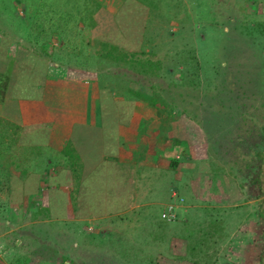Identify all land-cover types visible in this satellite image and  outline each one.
Wrapping results in <instances>:
<instances>
[{"label":"rangeland","instance_id":"obj_1","mask_svg":"<svg viewBox=\"0 0 264 264\" xmlns=\"http://www.w3.org/2000/svg\"><path fill=\"white\" fill-rule=\"evenodd\" d=\"M90 2L0 0V38L11 34L13 43L52 51L64 64L92 61L118 102L135 101L129 88L158 92L164 116L179 118L178 132L180 125H195L196 141H181L177 169L141 172L142 180L133 181L131 208L90 218L87 227H41L44 246L34 228L21 226L30 221L31 208H20L23 234L9 245L15 264L25 257V264H264V0H146L147 18L127 13L115 19L101 11L93 34L80 27L92 21L87 14L96 3ZM47 22L65 34H45ZM111 44L123 50L117 54L124 61L108 55ZM148 60L160 65L138 83L141 70L134 65ZM198 132L204 140L197 141ZM25 149L16 153L22 166ZM183 171L186 179H177ZM26 184L30 188L31 180ZM173 190L185 202L177 220L162 221ZM59 237L61 254L50 249ZM35 252L46 258H31Z\"/></svg>","mask_w":264,"mask_h":264},{"label":"crops","instance_id":"obj_2","mask_svg":"<svg viewBox=\"0 0 264 264\" xmlns=\"http://www.w3.org/2000/svg\"><path fill=\"white\" fill-rule=\"evenodd\" d=\"M90 1L96 3V9L92 7L87 14L92 21L80 22V27H88L86 33H98L101 11L115 19L127 13L147 18L145 15L150 11L146 0ZM48 15L46 12L45 17ZM52 24H43L42 31L48 35L65 34ZM143 31L140 28V34ZM13 46L17 49V43H12L9 49ZM16 49L8 54L14 57ZM33 50L39 60L33 61L28 75L20 77L0 99V120L9 122L0 125V147H6L4 153L0 151V264L16 263L9 245L17 231L20 234L19 227L34 228L38 242L42 241L37 231L41 227L62 228L71 222L87 227L90 218L105 217L113 209L131 208V197L136 192L133 181L142 180L143 170L151 168L157 172L164 166L177 169L181 165L171 166L180 157L173 133L169 132L171 143L166 142L167 134L163 133L166 131L143 102L123 111L101 106L100 71L92 61L86 67H78L57 61L52 51L48 54L44 48ZM23 81L31 83V94H21L19 83ZM122 113L129 116L112 121L103 117ZM22 146L27 148V166H22L16 157ZM180 175L183 177L178 175L177 179H186L184 171ZM99 177L105 178L103 205L93 206L89 199L82 198L86 194L84 182ZM27 179L31 180L30 188ZM80 186V198L75 203L72 196ZM26 207L28 212L31 208L30 221L18 224L17 221L21 222L18 211ZM93 210L104 213L94 216ZM54 243L60 244L57 252L59 249L62 252V239L59 237ZM41 254L31 258H46Z\"/></svg>","mask_w":264,"mask_h":264},{"label":"trees","instance_id":"obj_3","mask_svg":"<svg viewBox=\"0 0 264 264\" xmlns=\"http://www.w3.org/2000/svg\"><path fill=\"white\" fill-rule=\"evenodd\" d=\"M31 34H34L31 32ZM145 34V33H144ZM14 42L13 37L11 36V34L9 36H6L5 34H1V38H0V99H3L4 96L7 94V92L10 91L11 86H13L14 84H16V82L19 80L20 77H24L27 76L29 71L31 70V63L33 61H37L39 60V56L34 52L33 48L30 46H28V44H26L24 41L18 40L17 42V49H16V53L14 57H11L8 54L9 51V47L11 46V44ZM103 45H109L108 42L106 41H102ZM43 47V46H42ZM109 51H108V55L112 56L114 58L117 59H121L120 57H123V53L121 52L120 54H117L121 50L117 45H112L109 46ZM49 54V52H46ZM119 57V58H118ZM41 60V59H40ZM124 61V60H122ZM137 64V63H136ZM87 64H85L86 67ZM156 65H160L159 61H155V60H148V62L142 63V62H138L137 65L134 66H139L141 72H138L135 76L136 80L138 83H141L143 77H148L149 73L153 72L154 68L153 66ZM100 78H101V71H100ZM19 84H22L21 87V94L25 95V94H31L32 91V87H31V83L29 81H23L20 82ZM101 91H102V97H101V106L103 107H114L117 108L119 110H126L129 108H133L134 106V102L135 101H140L143 102L145 105H147V107H149V109L151 111H153L155 118L159 119L160 123H161V129L162 130H168L170 132H174L173 133V141L174 143L180 148V146L182 145L181 141L184 139L185 141H187L188 144L194 143L196 140L194 139L193 135L195 134V130H197L198 128L194 125V127L192 129L190 128H186L184 125H180V132L177 131V129H175V127H178L177 123H179V118H177L176 116L173 115H169V116H164L163 111L161 108L158 107V100H159V96H158V92H154L153 96H151L150 94L143 92L141 90H134L132 88H129V92L130 94L135 96V101L134 102H129V100H123L118 102L111 90L109 88H107V86H105V84H103L101 82ZM128 101V102H127ZM103 116V115H102ZM129 115L122 113L120 115H114V116H103L106 120L110 119L112 121V119L114 118V120L121 119L124 117H128ZM110 121V122H111ZM6 121L1 119L0 120V125L4 126V123ZM189 122V121H187ZM9 123V122H6ZM185 123V121H184ZM177 125V126H176ZM196 127V128H195ZM176 131V132H175ZM193 133V134H192ZM197 133V132H196ZM204 135V134H202ZM201 135V133L198 132V136L201 138L197 141H202L204 140V137ZM186 147V146H185ZM3 149L6 150V147H4ZM181 149V148H180ZM4 150V151H5ZM178 161L176 160V163H174L171 166H173V168H176L178 165ZM252 163H249L247 165H250ZM105 182V178L103 177H99V178H95V179H87L84 184H86L85 188H86V194L85 196H82V198H86L89 199L93 206H101L103 205V197H104V190L105 187H103V184ZM79 185H80V181H79ZM80 188H77V190L75 192H77V194H73V198L75 203L77 202V199L80 198ZM83 188V189H85ZM77 205V204H76ZM104 212L102 211H97V210H93V212H91V215L94 216H100L103 215ZM162 221L165 220L163 218H161ZM21 231V230H20ZM23 231L20 232V234ZM19 232L17 231V234ZM93 234V233H91ZM17 242V241H16ZM40 244L42 246H44L43 241H40ZM115 243V246L118 245V243H120V239H118L117 242H113ZM54 247H50L51 250L53 251H57V244L53 243ZM46 246V245H45ZM47 250L44 249L43 247V252H45ZM60 252V251H58ZM36 253V252H35ZM37 254V253H36ZM38 255V254H37ZM55 256H49V259H55ZM24 258V257H23ZM28 259V257H25L24 260L26 261ZM25 261L22 260V264H25ZM199 262H201L200 260H198ZM63 264H66L65 262ZM72 264H86L83 262H73Z\"/></svg>","mask_w":264,"mask_h":264},{"label":"built area","instance_id":"obj_4","mask_svg":"<svg viewBox=\"0 0 264 264\" xmlns=\"http://www.w3.org/2000/svg\"><path fill=\"white\" fill-rule=\"evenodd\" d=\"M171 195L172 200L161 213V217L168 221H175L179 218L178 210L183 206L185 198L177 190H173Z\"/></svg>","mask_w":264,"mask_h":264},{"label":"water","instance_id":"obj_5","mask_svg":"<svg viewBox=\"0 0 264 264\" xmlns=\"http://www.w3.org/2000/svg\"><path fill=\"white\" fill-rule=\"evenodd\" d=\"M70 264V263H69Z\"/></svg>","mask_w":264,"mask_h":264}]
</instances>
